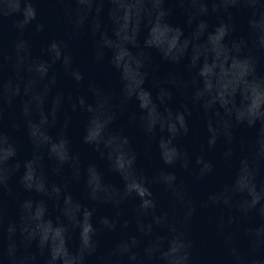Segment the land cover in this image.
<instances>
[{
	"label": "clouds",
	"instance_id": "9594fccd",
	"mask_svg": "<svg viewBox=\"0 0 264 264\" xmlns=\"http://www.w3.org/2000/svg\"><path fill=\"white\" fill-rule=\"evenodd\" d=\"M37 0H25L26 8L28 10L27 16L17 23V27L23 29L24 27L32 24L33 21H36L35 28L37 31L44 30V23L38 22L37 20V9L33 6ZM70 3V0H68ZM172 2L179 5L181 9H184L186 6L196 4L199 8V17L215 15L217 17V29H223L225 34L232 31L234 25L232 23L234 11L243 12L246 14V19L249 27L251 28L254 20L257 18L264 19V0H172ZM76 3L83 4L84 0H76ZM91 7V5H90ZM189 23H192L193 20H189ZM198 23H206L202 19H198ZM82 26V21L76 25L77 29ZM99 24L96 25L93 30L94 34L96 31H99ZM179 27V26H178ZM182 31V29H179ZM23 41H18L15 47L19 48L23 46ZM51 47H59L58 44L53 42ZM260 52L264 54V45H261L259 48ZM11 59V57H8ZM65 63L71 62V57L65 55L63 57ZM76 83H81L84 80V76L81 73H78L74 77ZM0 81H3L2 66H0ZM55 81L53 80V83ZM19 94V88H17V95ZM169 99H171V93H169ZM193 102H196L195 96H193ZM79 104H83V98L79 99ZM9 107H11V100L8 101ZM72 111H75L77 104L73 103L71 105ZM22 115H27V106L25 105L21 110ZM176 121L169 125V131L173 134V138L177 135L187 136L190 133V119L192 117V109L187 104L181 106V110L176 113ZM4 121V108L0 106V128H2ZM0 136H3L5 141H7V136L0 131ZM85 143H89L87 138L84 140ZM127 142V140H126ZM216 140L209 139L208 146L214 147ZM176 158H180L181 153L178 150H174ZM13 155L15 153L13 152ZM261 159L264 160V155L261 156ZM163 162L167 165H172L176 161L172 158H166ZM4 163L0 162V264H38L37 255L26 249L31 247L32 241H35L36 249L39 252L41 257H44L43 264H64L61 257L56 256L51 247L47 244H42L35 237L29 236L27 229L19 228L14 222L5 223V202L3 196L5 193L11 194V187L9 185L10 177L6 174L4 169ZM196 163L203 164L204 167L201 169L200 175L203 176L207 172H211L213 165L211 162H205L203 156L196 158ZM184 168H187L188 165L185 163ZM176 179L175 174L172 175V180ZM137 197L141 199V208L151 207L152 209L156 208V203L154 199H151L152 193L147 187H143V190L135 191L134 193ZM129 195H133V192H129ZM148 197L149 199H145ZM210 199H212L210 197ZM216 202V201H214ZM23 207V205H21ZM194 211V210H193ZM260 215L264 217V206L260 208ZM119 221L118 220H109L107 217L102 218L100 224L102 229H96L94 226L90 227L89 233L86 239L82 238L81 240V250L78 257L77 264H86V261L91 256H96L100 249V241L98 239V233L101 230L106 229L109 232H114L117 229ZM128 224L125 221L122 228H127ZM252 230H247L251 232ZM19 233V235H18ZM147 235V234H146ZM27 241V244H25ZM250 244L255 245V241L250 240ZM188 247L185 242L184 245ZM258 250V245L256 249ZM237 249H233V254H235ZM190 253L185 252L184 259L188 262ZM100 264H155L156 257L149 251L147 246L142 244V241L137 236H126L124 239L116 242L113 247L107 251L105 254L99 257ZM244 257L241 253L237 256L238 264L243 262ZM248 264H261L259 259L253 258L248 261Z\"/></svg>",
	"mask_w": 264,
	"mask_h": 264
}]
</instances>
